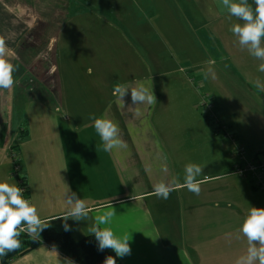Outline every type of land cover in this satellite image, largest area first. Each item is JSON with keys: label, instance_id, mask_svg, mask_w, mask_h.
Returning a JSON list of instances; mask_svg holds the SVG:
<instances>
[{"label": "crops", "instance_id": "obj_1", "mask_svg": "<svg viewBox=\"0 0 264 264\" xmlns=\"http://www.w3.org/2000/svg\"><path fill=\"white\" fill-rule=\"evenodd\" d=\"M71 3L102 11L89 24H81L86 17L79 12L71 16L74 41L82 37L77 29L83 24L101 28L106 37L90 38V68L78 59L86 51L77 48L74 64L66 70L69 83L58 79L59 85L65 84V94L59 99L64 114L56 115L57 135L63 143L59 155L40 153L24 168L14 166L13 173L21 172L24 177L20 182L24 198L37 206L48 225L40 236L30 238L42 240L44 232L53 228L81 240L93 235L89 228L95 217L112 206L116 216L110 225L101 227H111L117 236L126 235L130 240L131 254L117 256L121 264H234L247 248L246 238L238 231L244 216L251 207L264 208V191L250 177L234 173L235 165L243 160L238 148L249 161L264 154V91L254 84L257 78L264 81V73L258 71L261 61L242 50L229 30L242 21L221 12L218 0H0V35L13 50L10 59L17 67L11 89L29 87L37 81L35 76L40 82L47 80L50 69L44 61L36 64L41 54L35 55V45L44 49L45 40L50 48L49 37L51 41L56 34L60 37L68 21L59 13L64 22L58 21L59 30L46 36L43 27L51 26L54 16L46 19L43 11L55 5L66 9ZM249 3L255 7L253 0ZM123 11H128L125 16ZM124 17L140 35L123 36L118 25L124 23ZM147 18L159 36L148 37L143 32ZM201 37H205V49ZM109 40L111 49L117 40L116 57L123 61L130 56L139 58L140 52L143 58L152 57L153 74L145 78L149 68L146 71L142 63L131 66L124 62L122 75L118 73L120 77L114 79ZM159 52L168 53L169 59L163 62ZM209 59L216 61L212 66L215 80L202 71ZM136 80L152 83L157 98L153 105H139L138 111L130 91L124 102H117L113 95L117 83ZM196 81L203 83L201 87ZM105 112L118 123L125 148L103 150L89 117H101ZM15 149L20 151V146ZM189 162L204 169L200 178H221L204 183L199 195L182 187L173 190L168 199L153 195V185L161 180L175 177L183 184ZM71 192L84 199L90 211L86 220L69 219L71 230L65 231V221L56 218L65 215L66 196ZM30 238H19L22 251L29 248ZM55 249L57 254L42 242L10 264H64L70 257Z\"/></svg>", "mask_w": 264, "mask_h": 264}, {"label": "clouds", "instance_id": "obj_2", "mask_svg": "<svg viewBox=\"0 0 264 264\" xmlns=\"http://www.w3.org/2000/svg\"><path fill=\"white\" fill-rule=\"evenodd\" d=\"M253 2L255 7L249 3V0H218V6L221 12H227L228 15L242 21V23L233 24L229 30L237 37L242 50L246 49L253 58L261 61L258 71L264 73V0H253ZM13 55L14 52L8 47L5 37L0 35V89L10 90L15 83L14 73L17 67L10 59ZM205 63L208 67L202 71L206 77L210 76L215 80L216 73L212 66L216 61L209 59ZM254 84L257 89L264 91V81L257 78ZM129 91L132 104L136 106L137 111L141 104L153 105L157 102L153 84L145 80H136L131 84L117 83L114 86L113 95L117 97V102H124V97ZM129 108L132 107L129 106ZM89 118L94 122L95 131L100 137L105 152L126 147L125 142L120 138L118 123L108 118L107 112L101 117L92 115ZM203 173L204 169L199 164L189 162L184 168L183 184H180L175 177L161 180L153 185V195L168 199L173 190L181 187L199 195L204 183L210 179L221 178L218 175L212 177L203 175V178H200ZM132 199L136 200L137 197L133 195ZM66 204L68 207L65 215L56 219L62 218L65 221L64 230L69 231L71 228L67 221L69 219L86 220L90 209L87 202L79 198L75 192L66 196ZM114 216L116 212L111 206L110 210L95 217V222L89 231L98 241V250L111 249L122 258L131 254L128 237L117 236L111 227H101V225H110ZM47 227L37 206L24 198V190L20 186L16 183L0 181V257L21 247L19 239L21 233H26L29 237L40 236ZM238 231L246 238L247 248L236 258L234 264H264V208L251 207ZM53 252L56 253L55 247ZM64 264H74V262L70 258H65ZM103 264H117V261L113 256H107Z\"/></svg>", "mask_w": 264, "mask_h": 264}, {"label": "rangeland", "instance_id": "obj_3", "mask_svg": "<svg viewBox=\"0 0 264 264\" xmlns=\"http://www.w3.org/2000/svg\"><path fill=\"white\" fill-rule=\"evenodd\" d=\"M62 8L63 7H58L55 5L52 6L51 10L43 11L44 18L46 19L54 16L51 26L49 25L43 27L42 33H44L46 36H52L54 29L56 31L59 30L60 27L57 26L58 21L64 22L62 21L61 15H59V13H62L64 18L67 17L65 21L68 22H65L66 24L62 26V34H60V37L56 34L55 36L57 38L52 41V37H49V42L51 43L50 48L48 49L46 48L47 42L45 40L43 47L44 49H42L41 46L33 44L37 46L34 48V53L37 51L35 55L41 54V56L35 61L36 64L40 65L41 62L44 61V66H48L50 69L47 80L40 82L39 78L35 76L34 80L37 81H33L31 83L32 85L29 87L27 86L25 89H0V103L3 102L2 105H0V181L16 183L18 186H20V182L24 180V177L21 176V172L17 175L14 174L15 172L13 173L14 166L17 165L20 168L23 166L24 168L25 164H29L30 158L35 161V157L40 153L45 154L54 152L57 156L59 155L58 152L63 149V143L57 135L58 117L56 115L64 114V108L62 107L59 99H61V96L65 94V84L62 82L59 85L58 79L63 78L65 83H69L66 77V70L68 67L73 66L75 61L74 50L77 51V48H80V51H86L84 53L85 55L79 56L78 59L85 62L88 68H90V38L99 36L106 37L101 28L99 29L98 27H91L90 25L83 24L81 27H79V29H77L80 30L77 32H80L82 37H85V41L82 42V37H78V39L74 41L71 34V23L74 18H71V16L74 13L79 12L83 17H86L83 21L79 19L81 24L85 22L89 24L88 21H91L93 17L95 18L97 14L101 13L102 11L91 10L84 5H79L76 3L67 4L66 9ZM86 9L91 11H87ZM127 12L123 11V15L125 16ZM103 15H105V13H103ZM123 21L124 23H119L118 25V29L125 32L123 33V36L124 34L128 35L129 37H137V35H140L138 28L135 27L129 20H126V17H124ZM143 32L148 37L159 36L154 29L152 22L148 18L145 19ZM159 34L164 37V33ZM143 35L144 34L142 33V36ZM123 40L125 39L121 38L120 42L123 43ZM195 40L197 43V37H195ZM201 40L205 49V37H201ZM198 41L200 42V40ZM108 44L109 47L107 48V51L111 49L110 40L108 41ZM104 50L106 51V49ZM209 50L211 53H217L214 48H210ZM43 52H47L45 54L46 57L44 56ZM117 52V40H114V49H111L110 53L112 54L109 55L110 57L108 58L110 59V65L114 61V79L115 77H120V75H122L121 69H123V64H125L124 62L131 66H141L142 63L143 65L141 67L146 71L149 68L147 73L144 74L145 78H148L153 74L154 71L152 72L151 68H156V65H154L152 57L147 56L143 58V55L140 52L139 58L130 56L127 60L124 59L125 61H123L122 57H116ZM164 52H159L161 54L159 57H161L163 62L169 59L168 53L164 54ZM112 55L114 56L111 57ZM47 57L48 60L45 61V58ZM186 59L187 58H182L181 60L185 61ZM192 59L194 60L195 58ZM11 61H13V59H11ZM166 64L169 66L170 62L169 64ZM118 73H120V75ZM132 78L130 77V80ZM196 82L198 86L201 87V84H205V78L203 83L200 81ZM70 85L74 87L75 84L70 83ZM66 88H68V86ZM203 92L205 93V91ZM144 121L145 120H143L141 123H144ZM148 128L149 127H147V129ZM11 146H14V149L11 150ZM17 146H20V151L15 149ZM36 165L37 163L34 166ZM58 176L59 174L56 175V177Z\"/></svg>", "mask_w": 264, "mask_h": 264}, {"label": "trees", "instance_id": "obj_4", "mask_svg": "<svg viewBox=\"0 0 264 264\" xmlns=\"http://www.w3.org/2000/svg\"><path fill=\"white\" fill-rule=\"evenodd\" d=\"M20 237L28 238L29 236L23 234ZM42 242L53 248L55 247L59 249L79 264H103L107 256H113L116 259L117 264H121L113 250H98V241H96L94 235L84 237L81 240H75L69 232H59L53 228L47 229L44 232L42 240L38 238H30V241L27 244L29 247L28 249L22 251V249L19 248L18 250L1 257L2 264H10L17 255L19 256L26 251L28 252V250L38 247Z\"/></svg>", "mask_w": 264, "mask_h": 264}, {"label": "built area", "instance_id": "obj_5", "mask_svg": "<svg viewBox=\"0 0 264 264\" xmlns=\"http://www.w3.org/2000/svg\"><path fill=\"white\" fill-rule=\"evenodd\" d=\"M242 162L234 167V173L240 177H250L255 186L264 191V154L258 155L254 160H245L243 149H237ZM18 170V167L16 168Z\"/></svg>", "mask_w": 264, "mask_h": 264}]
</instances>
